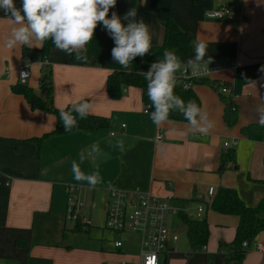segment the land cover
<instances>
[{"label": "crops", "instance_id": "obj_1", "mask_svg": "<svg viewBox=\"0 0 264 264\" xmlns=\"http://www.w3.org/2000/svg\"><path fill=\"white\" fill-rule=\"evenodd\" d=\"M15 2L20 7L21 0ZM220 5L239 9L241 14L231 19L207 17L208 10ZM133 7L136 19L142 18L150 26L152 45L163 43L168 20L187 34L192 47L178 55L182 63L194 56L197 40L207 45V55L212 57L208 67L215 70L191 89L215 122L214 128L200 133L187 121L171 118L172 123L155 126L149 117L152 109L145 112L148 104L138 87L127 89L119 99L110 98L106 81L114 40L103 25V55L98 61L83 62L55 47L44 56L43 44L8 50L3 46L8 23L0 10V264L137 261L139 239L133 234L127 235L121 248L114 245L115 234L113 241H103L93 249L67 242L68 230L85 226L67 215V183L81 186L74 195L85 201L82 213L91 223L102 212V220L89 225L98 229L106 227L104 209L111 187L150 191L171 199L194 217L201 206L210 230L205 248L194 250L188 239L182 241L187 227L179 213L172 214L169 225L178 239L160 255V264H237L227 261L228 253L219 249V242L234 239L239 218L207 209L213 196L208 188L233 187L248 206H256L264 197V126L257 122L256 112L264 104V72L260 71L264 67V0H117L109 18L116 12L126 25L123 17ZM45 63L52 68L56 108L90 98L94 101L91 114L107 117L108 124L53 133L55 114L33 107L14 90L16 84H22L18 69L27 66L30 75L23 85L45 98L40 87ZM223 84L229 85V93L221 91ZM245 127L259 137L245 135ZM158 135L162 137L157 139ZM121 141L122 150L117 147ZM92 145H98L99 152H92ZM230 150L233 158L225 160ZM80 155L85 156L83 163ZM74 160L85 174L98 171L102 182L90 188L86 181H76L71 170ZM68 218L75 223L71 229ZM177 220L185 225L182 233L174 228ZM256 239L264 242V232ZM246 261L264 264V260Z\"/></svg>", "mask_w": 264, "mask_h": 264}, {"label": "clouds", "instance_id": "obj_2", "mask_svg": "<svg viewBox=\"0 0 264 264\" xmlns=\"http://www.w3.org/2000/svg\"><path fill=\"white\" fill-rule=\"evenodd\" d=\"M117 0H21L17 7L15 0H0V10L4 12L8 31L3 46L13 50L20 45L29 47L35 44L41 47L43 42L51 40L55 48L75 59H85L87 45L93 40L98 24H102L109 36L114 40L115 47L111 50L112 58L124 70H129L136 57H144L152 47L150 26L137 17V9L131 8L121 17L112 12ZM194 56L186 63L170 50H165L163 58L153 62L147 72L140 75L147 81V95L152 111L149 117L152 123L160 127L172 123L170 113L179 111L192 129L207 133L215 126L201 106L194 100L185 102L174 93L177 73L192 69L193 75L207 73L212 57L208 56L207 45L197 40L194 45ZM264 72V67L260 69ZM94 101L90 98L74 101L70 107L59 110V118L65 132L77 127V118L86 119L91 114ZM257 122L264 126V104L256 108ZM123 149V143L117 142ZM92 152H99L98 145H92ZM80 163L85 160L80 155ZM80 163L72 162L71 170L76 181H86L90 188L102 182L98 171L85 174Z\"/></svg>", "mask_w": 264, "mask_h": 264}, {"label": "trees", "instance_id": "obj_3", "mask_svg": "<svg viewBox=\"0 0 264 264\" xmlns=\"http://www.w3.org/2000/svg\"><path fill=\"white\" fill-rule=\"evenodd\" d=\"M101 26L102 24H98L93 40L87 45V51L85 53L86 58L79 61L88 62L93 58L95 61H98L103 55L104 41L100 32ZM53 47L55 46L50 39L43 42V55L47 56ZM191 47L192 43L187 34L183 32L175 22L168 20L165 23L163 43L160 45H152L150 52L144 57H136L131 62L129 70L121 68V66L113 60L111 55L109 63L110 72L106 81V90L109 97L112 99H119L123 96L125 88L131 86L138 87L142 89L143 100L145 103L149 104L150 109H152L151 102L147 95V81L140 75V72H147L153 62L162 59L165 50L173 51L178 56L179 54L190 51ZM199 81H203V79ZM40 87L45 90V98H40L32 89L23 84H16L14 90L23 94L33 107L55 114L57 126L53 133H65L63 123L59 118L60 109L56 108L53 104L52 68L47 63H45L41 69ZM174 93L185 102L194 100L200 106L199 98L195 92L191 88L187 90L183 89L178 81H176ZM70 105L71 104L66 107V110ZM169 118L186 121L182 113L178 110L170 113ZM107 124V117L90 114L86 119L77 118V127L73 130H92L106 126ZM243 132L249 137H259L258 134L253 132L251 127H245ZM224 158L225 160L232 159L233 150L227 152ZM207 207V209H211L218 213L235 215L239 218L234 239L228 243H221V246L227 248V261H234L237 264H246L245 256L248 246L254 241L256 243L257 236L261 232H264V197L256 206H248L239 196L235 188L219 187L207 203ZM179 214L181 220L187 227V237L190 246L194 250L203 248L207 244L210 234L207 217L190 216L183 210H180ZM245 241H248V246H244Z\"/></svg>", "mask_w": 264, "mask_h": 264}, {"label": "built area", "instance_id": "obj_4", "mask_svg": "<svg viewBox=\"0 0 264 264\" xmlns=\"http://www.w3.org/2000/svg\"><path fill=\"white\" fill-rule=\"evenodd\" d=\"M240 10L228 5H220L206 12L209 18H233L239 15ZM215 70L209 67L207 73L193 75L192 69L187 72L177 73V80L183 89L187 90L201 79L208 78ZM30 70L27 66L18 69L19 83L25 84L29 78ZM223 93H229L230 87L227 84L221 85ZM235 109V108H233ZM150 110V105L145 108V112ZM162 135H158L160 139ZM236 143V142H234ZM229 146V142H225ZM8 183V181H7ZM67 194V214L82 225H90V219L82 213L85 201L74 195L81 191V186L67 183L65 185ZM215 188L210 186L208 194L214 195ZM181 208L176 206L169 198H161L150 191H129L127 189L111 187L108 189V197L105 202V226L115 234L114 245L117 248L124 246L127 235H136L139 239V249L137 261L131 264H160V255L167 250L172 241L178 239V235L172 233L169 225V217L178 214ZM203 207L198 208V217L202 216ZM248 246V241L244 242ZM255 247L258 251L264 252V242L257 240ZM205 248V247H204Z\"/></svg>", "mask_w": 264, "mask_h": 264}, {"label": "rangeland", "instance_id": "obj_5", "mask_svg": "<svg viewBox=\"0 0 264 264\" xmlns=\"http://www.w3.org/2000/svg\"><path fill=\"white\" fill-rule=\"evenodd\" d=\"M131 87L125 88V91L127 89L131 90L133 88L134 89L137 88V87H134V86H131ZM63 109H66V107H64ZM101 213L102 212L99 211V213L96 214L97 217H94L92 220L95 221V222H100L102 220ZM69 218H68V227H69V229H71L72 226L74 227L75 223L72 220H70ZM93 221H92V223H93ZM94 224H92V225H94ZM183 225L184 224H182L179 220H177V221H175L174 228L177 231L182 233V231H183V229L185 227V225L184 226ZM65 239L67 240V242H70L71 244H74L76 246L78 245V246H82V247H85V248L93 249V248H95V245H98L99 243H101L103 241H109V242L113 241L114 240V233L111 230H109L106 227H104L103 225H102V228H99V229L95 228L93 226L89 227V225H85V226H83L82 228H79L76 231L73 230V229L68 230L66 232ZM187 239H188L187 235L185 233L182 234V241L186 242ZM221 243H228V242L224 241V240L219 242V249L227 251V248L225 246H221ZM255 244L256 243L254 241V242H252L250 244V246H248L245 258H246L247 261L263 263L264 252L258 251L255 248Z\"/></svg>", "mask_w": 264, "mask_h": 264}, {"label": "water", "instance_id": "obj_6", "mask_svg": "<svg viewBox=\"0 0 264 264\" xmlns=\"http://www.w3.org/2000/svg\"><path fill=\"white\" fill-rule=\"evenodd\" d=\"M258 237V236H257Z\"/></svg>", "mask_w": 264, "mask_h": 264}]
</instances>
